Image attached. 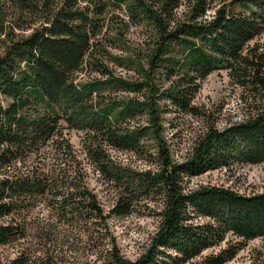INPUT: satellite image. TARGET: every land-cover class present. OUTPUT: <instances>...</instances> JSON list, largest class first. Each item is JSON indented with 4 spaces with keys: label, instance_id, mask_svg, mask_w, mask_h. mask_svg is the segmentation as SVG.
<instances>
[{
    "label": "trees",
    "instance_id": "obj_1",
    "mask_svg": "<svg viewBox=\"0 0 264 264\" xmlns=\"http://www.w3.org/2000/svg\"><path fill=\"white\" fill-rule=\"evenodd\" d=\"M215 1L0 0V247L14 253L4 264H226L264 240V191L186 187L208 171L264 163V47L249 44L264 31V0ZM215 70L241 89V124L218 129L194 104ZM187 115L208 124L177 161L166 131ZM67 130L83 133L85 158L116 188L109 211L88 188ZM51 151L53 164L43 158ZM139 202L158 224L129 260L107 223ZM247 264H264V250Z\"/></svg>",
    "mask_w": 264,
    "mask_h": 264
},
{
    "label": "rangeland",
    "instance_id": "obj_2",
    "mask_svg": "<svg viewBox=\"0 0 264 264\" xmlns=\"http://www.w3.org/2000/svg\"><path fill=\"white\" fill-rule=\"evenodd\" d=\"M114 1V0H111ZM220 1L216 0L211 7H218ZM123 9V8H122ZM209 12H213L211 9ZM124 15V12H115ZM144 27L139 25L138 27L129 28V34L126 38L129 39L130 45L138 43V33L142 32ZM104 32V31H102ZM137 38V39H136ZM250 45L257 44L264 47V31L258 33V35L249 43ZM118 71H121L118 69ZM123 74L124 71H121ZM85 71L80 74L83 78ZM85 78V77H84ZM241 89L231 83L230 78L227 77L225 70H215L209 73L204 79L200 81V88L194 96V104L205 110L206 115L212 114V120L214 126L218 129L228 128L232 125L241 124L246 120V108L240 98ZM166 120L172 118L170 114L165 116ZM206 117L193 118L184 116V118H178L177 126L175 130L167 127V137L170 142V149L174 160L181 161L188 154L190 144L192 140L205 130L208 124ZM174 122L176 120L173 119ZM67 138L71 144L75 158L80 162L81 174L83 172L85 181L88 188L96 196L99 204L104 211H109L114 202L116 196V188L107 183L103 177H101L94 170L93 165L85 158L82 148L83 133L67 130ZM56 153L49 152L47 157L45 155L47 163H52L56 158ZM113 158H116L118 162L129 166L130 168L140 169L142 165L131 157L127 153L114 152L111 153ZM204 186H218L229 188L234 192H238L241 195L254 194L264 191V163L251 165V164H231L227 168H219L214 171H208L200 175L191 177L186 181V187L190 191H196ZM148 203L139 202L134 209L133 213L127 216H113L108 219L107 227L108 233L112 238L116 246L119 248L123 257L134 260L140 254L145 252L149 247L150 239L156 231L158 220L154 215H150L145 206ZM33 214H39L38 210H35ZM41 214H44L42 212ZM224 246L223 244L220 245ZM219 247L214 249H208L202 252V255L209 254L211 251L216 252ZM264 250V240L255 239L249 241L246 246L238 252V254L226 264H247L250 262L251 252L254 249ZM75 252V251H74ZM68 252V255L72 259L75 256H79L80 260H90L93 262L94 255L87 252L86 256ZM77 252H79L77 250ZM14 255L13 250L8 247H0V264H4L7 259L12 258ZM199 258L190 261L186 264H199ZM98 264V263H97ZM157 264H169L168 261H157Z\"/></svg>",
    "mask_w": 264,
    "mask_h": 264
}]
</instances>
